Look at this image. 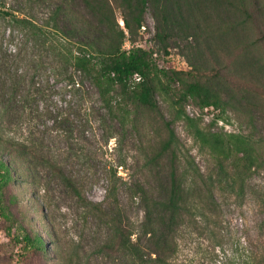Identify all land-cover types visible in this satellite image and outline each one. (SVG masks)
<instances>
[{"label": "rangeland", "instance_id": "rangeland-1", "mask_svg": "<svg viewBox=\"0 0 264 264\" xmlns=\"http://www.w3.org/2000/svg\"><path fill=\"white\" fill-rule=\"evenodd\" d=\"M104 1L125 32V49L149 51L160 69L182 72L183 83L202 84L222 101L223 110H202L193 100L178 104L174 87L166 96L155 95L156 109L139 108L122 128L103 115L76 113L78 103L98 108L95 92L79 102L58 89L51 99L59 109L57 131L72 128L71 139L59 144L50 129L52 119L35 121L36 136L48 146L45 157L54 158L86 198L103 203L107 216L134 224L137 232L143 213L129 199V187L149 186L155 195L161 191L156 172L149 171L145 162L160 151L168 123L203 175L216 168L215 159L199 147L184 123L173 120L177 108L196 119L204 131L249 136L264 151V0ZM77 5L84 12L80 0ZM2 7L17 15L45 14L32 0H0ZM138 12L140 27L135 22ZM0 45H16V29L1 17ZM68 116L76 126L62 123ZM1 122L0 158L10 160L5 138H16V114H4ZM10 162L15 171L19 168L20 177L4 190L10 217L0 214V264H130L125 254L110 247L111 231L101 217L82 208L55 177L48 175L45 193L16 161ZM168 171L167 164L158 170L164 186ZM113 187L116 199L105 201ZM216 204L210 222L186 221L179 229L172 264H264V169L247 182L243 198L221 193ZM23 231L39 234L44 251L24 248Z\"/></svg>", "mask_w": 264, "mask_h": 264}, {"label": "trees", "instance_id": "trees-1", "mask_svg": "<svg viewBox=\"0 0 264 264\" xmlns=\"http://www.w3.org/2000/svg\"><path fill=\"white\" fill-rule=\"evenodd\" d=\"M78 1L32 0L45 12L41 18L0 8V17L16 29V45H0V129L4 114H16V138H5L10 160L0 158V214L5 219L10 217L3 198L5 188L20 177L19 168L16 166L15 171L10 162L16 161L45 193L49 191L47 177L51 175L82 208L101 217L111 231L110 247L125 254L128 263L172 264L179 229L186 221L210 222L221 193L243 198L247 182L264 169V151L249 136L204 131L196 119L177 108L173 120L182 121L199 147L215 159V170L203 175L168 123V136L160 151L145 162L149 171L156 172L161 191L155 195L147 189L149 186L129 187V199L143 213L137 232L134 224L124 225L119 216H107L103 203L86 198L54 158L43 154L48 146L44 138L35 134L38 119H52L50 129L59 144L72 137V128L57 131L61 124L55 122L59 109L51 100L56 90L65 91L79 102L95 92L98 108L78 103L76 113L103 115L122 128L139 108L156 109L155 95L166 96L174 87L179 92L178 104L193 100L202 110L223 108L220 97L207 87L185 84L179 78L182 72L160 69L149 51L135 46L125 49V32L106 1L80 0L85 13L79 9ZM140 16L138 12L135 17L138 27ZM123 24L130 32L128 20L123 19ZM62 123L76 126L69 116ZM164 159L167 163H163ZM161 164L169 168L166 186L158 175ZM109 198L116 199L115 187L108 188L105 201ZM20 241L26 249L44 251V240L39 234L23 231Z\"/></svg>", "mask_w": 264, "mask_h": 264}]
</instances>
